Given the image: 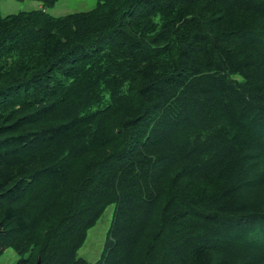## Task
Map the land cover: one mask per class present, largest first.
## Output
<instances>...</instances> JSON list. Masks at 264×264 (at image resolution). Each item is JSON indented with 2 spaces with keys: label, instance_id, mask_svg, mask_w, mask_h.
Here are the masks:
<instances>
[{
  "label": "trees",
  "instance_id": "1",
  "mask_svg": "<svg viewBox=\"0 0 264 264\" xmlns=\"http://www.w3.org/2000/svg\"><path fill=\"white\" fill-rule=\"evenodd\" d=\"M57 1L0 15V255L264 264V0Z\"/></svg>",
  "mask_w": 264,
  "mask_h": 264
},
{
  "label": "rangeland",
  "instance_id": "2",
  "mask_svg": "<svg viewBox=\"0 0 264 264\" xmlns=\"http://www.w3.org/2000/svg\"><path fill=\"white\" fill-rule=\"evenodd\" d=\"M97 0H58L55 5L47 8L54 16H62L76 11L92 9ZM42 7L41 0H0V15L19 13ZM115 206L109 205L97 223L88 230L84 244L79 248L77 256L84 257L90 262L100 259L107 233L110 228ZM20 255L9 247L0 255V264H15Z\"/></svg>",
  "mask_w": 264,
  "mask_h": 264
},
{
  "label": "water",
  "instance_id": "3",
  "mask_svg": "<svg viewBox=\"0 0 264 264\" xmlns=\"http://www.w3.org/2000/svg\"><path fill=\"white\" fill-rule=\"evenodd\" d=\"M36 264H41V261H40V258L38 259L37 263Z\"/></svg>",
  "mask_w": 264,
  "mask_h": 264
}]
</instances>
